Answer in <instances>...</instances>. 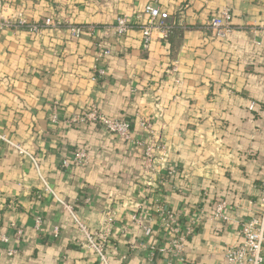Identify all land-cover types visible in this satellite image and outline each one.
<instances>
[{
    "label": "crops",
    "instance_id": "1",
    "mask_svg": "<svg viewBox=\"0 0 264 264\" xmlns=\"http://www.w3.org/2000/svg\"><path fill=\"white\" fill-rule=\"evenodd\" d=\"M147 5L170 14L176 29L169 39L155 34L145 47L137 25L121 38L71 35L70 26L135 21ZM224 7L235 29L222 40L206 25ZM19 13L28 25L0 30V131L37 165L0 142V226L24 229L20 253L8 258L0 248V264H99L61 202L90 231L105 232L110 264H224L241 224L260 208L264 0H0V20ZM49 18L59 27L30 30ZM98 45L111 54L98 60ZM100 64L106 75L95 83ZM55 104L58 124L51 123ZM91 105L133 122L136 135L138 120L153 117L176 174L143 178L142 155L131 144L99 124L71 121ZM79 149L89 153V166L63 168ZM219 202L228 205L226 221L214 219ZM167 212L182 234L196 222L183 261L164 251L176 237L165 228Z\"/></svg>",
    "mask_w": 264,
    "mask_h": 264
},
{
    "label": "built area",
    "instance_id": "2",
    "mask_svg": "<svg viewBox=\"0 0 264 264\" xmlns=\"http://www.w3.org/2000/svg\"><path fill=\"white\" fill-rule=\"evenodd\" d=\"M232 22L233 13L231 9L224 7L218 11L216 16L208 21L206 28L211 32L214 38L223 40L235 29ZM24 25H28V21L24 18L22 13H19L16 18H5L0 20V30L23 27ZM133 25H137L140 28L142 42L145 47L149 46L155 34L160 36L162 40H167L176 29V24L172 21L167 11L157 6L147 5L143 13L138 15L135 21L126 16H120L114 23L104 26L103 28H98L94 25L70 26V32L75 39H80L85 34L95 37L100 31L106 36L112 34L116 38H121L133 27ZM44 26L58 28L59 24L51 18L46 19L43 24H29L31 31H37ZM98 47L100 49L98 60L111 54L109 49L102 48L101 45H98ZM178 72L179 63L175 62L171 66L170 74L177 77ZM105 75V69L102 64H100L98 68H95L92 80L98 83L103 80ZM176 82L179 83V80H176ZM71 121L82 125L89 123L99 124L112 136L123 139L125 142L131 144L134 150L142 155L140 174L143 178H148L153 182H157V180L162 179L164 171H168L169 176H174L176 174L175 168H172L169 163V151L166 143L159 138L154 129L155 123L153 117H141L140 120H138V125L142 132L141 135H136L134 133L133 122L128 120L109 119L95 105H91L87 111L73 117ZM58 122L59 110L58 105L55 104L52 108L51 123L58 124ZM0 142L12 146L21 154L28 155L34 164L37 165L35 158L31 154L12 142L2 131H0ZM90 159L91 157L85 149H79L75 151L68 160L63 161L62 167L65 169H70L72 167H88ZM42 181L45 190L55 196L45 181L43 179ZM61 204L74 218L75 224L82 235V240L80 242L81 246L91 250L97 257L99 264H110L107 256V236L105 232L90 231V229L75 216L71 206L63 202H61ZM259 204V210L241 224L239 243L227 246L225 249L224 264H264V179L260 186ZM227 207L228 205L226 202H219L216 205L214 219L226 221L227 217L225 216V210ZM164 224L167 231L176 234V237L169 240V248H166L164 251L183 261L187 240L186 236L194 231L196 222L186 228V233L182 234L178 225L177 216L167 212L165 214ZM35 228L41 233L45 231L42 216L36 217ZM146 231L148 234L150 233L149 229ZM53 234L55 237L59 236V228H54ZM23 237L24 229L19 227L15 222H12L6 230L0 226V248L5 249L8 258H14L20 253L19 243L22 241Z\"/></svg>",
    "mask_w": 264,
    "mask_h": 264
}]
</instances>
